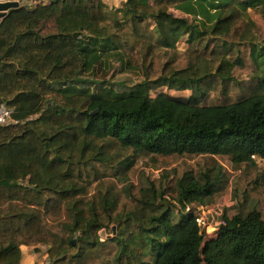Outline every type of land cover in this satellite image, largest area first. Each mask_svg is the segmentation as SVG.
<instances>
[{
    "label": "trees",
    "instance_id": "obj_1",
    "mask_svg": "<svg viewBox=\"0 0 264 264\" xmlns=\"http://www.w3.org/2000/svg\"><path fill=\"white\" fill-rule=\"evenodd\" d=\"M251 10L264 19V0H53L0 20V105L17 121L0 128V264L39 246L46 264H264L247 193L264 187V34ZM110 59L138 90H64ZM229 193L236 213L204 243L186 209Z\"/></svg>",
    "mask_w": 264,
    "mask_h": 264
},
{
    "label": "rangeland",
    "instance_id": "obj_2",
    "mask_svg": "<svg viewBox=\"0 0 264 264\" xmlns=\"http://www.w3.org/2000/svg\"><path fill=\"white\" fill-rule=\"evenodd\" d=\"M248 18L254 23L255 29L254 32L257 36L261 37L264 34V19L262 18V16L260 15V13L258 11H254L251 10L248 12ZM183 48V47H182ZM181 47H179L180 51H183ZM110 63H103L100 67L98 65H96V69L95 71L92 72H88L84 75L83 83H79V84H75V85H67L64 88V90L66 91H80V90H86L87 93L89 94H95V95H108V94H113V95H118V96H122V95H127L129 94L132 90H138L136 86L137 84L140 83L141 78L139 76H136L134 74H129V73H122L119 74V67H118V63L114 60V59H110L109 61ZM90 79H93L95 82H101V81H106L107 84L104 85H98V84H94V85H89L88 82ZM163 92H165L163 90ZM172 96H188V93H183V94H176V93H170ZM150 95L152 97H154L156 95V93H150ZM208 99V104L211 103H215L214 100L212 99V95L209 96ZM206 99V100H207ZM256 161V164L258 167H261L264 169V161H261L259 159H254ZM224 169H226L228 172L231 173V165L229 163V161H218ZM146 170L149 171L150 173H154L157 174V165L153 164L152 162L148 163V166L146 167ZM235 176L236 174H233L232 177L230 178V182H231V188H233V181L235 180ZM247 193L249 198L255 200V202L258 205V211L261 213V216L264 218V187H257V188H252V187H248L247 188ZM234 200L232 199V194L229 193L227 196V199L224 201V207H222V205H216L215 204H208V202L206 201L205 204L203 205H197L194 204L192 206H190V210H194V208H196L197 210L201 208H205V209H212L215 208L216 206H220V210H221V215L218 219H222V216L225 214L227 217H231L233 215H235L236 213V207L233 205ZM199 208V209H198ZM226 211H225V210ZM208 232L210 233L211 230H208ZM104 235L102 236V238L105 237V231H103ZM208 233L206 231H204V238H203V242L206 243L207 241H209V239H211L212 237H209L210 235H207ZM203 245L201 246V252L203 250ZM36 254H40L41 257H43L44 255H47V248L44 246H39L37 248V251L35 252ZM43 264H46V256L43 257ZM204 264V263H202Z\"/></svg>",
    "mask_w": 264,
    "mask_h": 264
},
{
    "label": "built area",
    "instance_id": "obj_3",
    "mask_svg": "<svg viewBox=\"0 0 264 264\" xmlns=\"http://www.w3.org/2000/svg\"><path fill=\"white\" fill-rule=\"evenodd\" d=\"M24 0H18L17 3L21 7L25 2ZM48 3V0H39L38 2H35L32 6H38V5H45ZM50 3V2H49ZM13 110L5 106L4 104L0 105V128L15 125L17 124V121L13 120L12 118ZM187 208L186 210H188ZM199 209V208H198ZM196 211V208H194ZM195 211H193V214L195 216ZM199 212V216L195 217L197 224L199 225L202 234L204 236V231H206L210 235L209 237H212L213 239L216 236V233L218 230H220L224 226V222L222 219H218L221 215L220 206H216L212 209H205L201 208L197 210ZM208 230H211L209 233ZM204 238V237H203Z\"/></svg>",
    "mask_w": 264,
    "mask_h": 264
},
{
    "label": "crops",
    "instance_id": "obj_4",
    "mask_svg": "<svg viewBox=\"0 0 264 264\" xmlns=\"http://www.w3.org/2000/svg\"><path fill=\"white\" fill-rule=\"evenodd\" d=\"M5 1H15L17 2L18 0H5ZM2 1V2H5ZM39 0H24L25 2L21 7H25L28 9L34 8L35 2H38ZM53 0H48V3ZM102 5L108 9V10H116V9H121L126 0H100ZM20 7V6H19ZM36 251L33 248H27V247H21V262L20 264H43V257H41L40 254H36Z\"/></svg>",
    "mask_w": 264,
    "mask_h": 264
},
{
    "label": "water",
    "instance_id": "obj_5",
    "mask_svg": "<svg viewBox=\"0 0 264 264\" xmlns=\"http://www.w3.org/2000/svg\"><path fill=\"white\" fill-rule=\"evenodd\" d=\"M19 8V5L15 1H5V2H0V20L6 17L7 13L11 10H15ZM94 115V113L92 114ZM104 233L101 231L99 233V236H103Z\"/></svg>",
    "mask_w": 264,
    "mask_h": 264
}]
</instances>
